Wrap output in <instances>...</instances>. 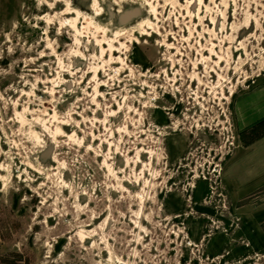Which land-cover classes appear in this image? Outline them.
<instances>
[{"label": "rangeland", "instance_id": "374dc122", "mask_svg": "<svg viewBox=\"0 0 264 264\" xmlns=\"http://www.w3.org/2000/svg\"><path fill=\"white\" fill-rule=\"evenodd\" d=\"M0 264H264V0H0Z\"/></svg>", "mask_w": 264, "mask_h": 264}, {"label": "bare ground", "instance_id": "6f19581e", "mask_svg": "<svg viewBox=\"0 0 264 264\" xmlns=\"http://www.w3.org/2000/svg\"><path fill=\"white\" fill-rule=\"evenodd\" d=\"M77 14H80L78 11L76 12Z\"/></svg>", "mask_w": 264, "mask_h": 264}]
</instances>
